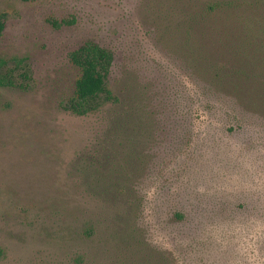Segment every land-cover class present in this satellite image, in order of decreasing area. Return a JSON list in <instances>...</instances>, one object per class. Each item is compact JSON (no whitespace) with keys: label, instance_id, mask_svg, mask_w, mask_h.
Returning <instances> with one entry per match:
<instances>
[{"label":"rangeland","instance_id":"374dc122","mask_svg":"<svg viewBox=\"0 0 264 264\" xmlns=\"http://www.w3.org/2000/svg\"><path fill=\"white\" fill-rule=\"evenodd\" d=\"M206 1L0 0V61L27 60L30 74L0 85V264H264V66L241 54L243 36L204 41L213 67L235 73L208 87L221 91L208 99L218 109L161 114L167 85L197 90L176 29ZM229 19L216 18L217 35ZM87 41L115 51L116 93L130 77L131 89L141 82L153 101L160 95L157 120L135 124L141 162L147 152L158 161L140 213L130 192L110 189L112 173L130 166L101 162V146L112 148L109 109L80 117L63 108L81 76L70 53Z\"/></svg>","mask_w":264,"mask_h":264},{"label":"trees","instance_id":"16d2710c","mask_svg":"<svg viewBox=\"0 0 264 264\" xmlns=\"http://www.w3.org/2000/svg\"><path fill=\"white\" fill-rule=\"evenodd\" d=\"M23 2H33L35 0H21ZM202 10L193 11L189 13L187 21L183 20L177 27L176 31L180 34V38L184 40L182 48H186L191 56V63H187L189 68L186 71H194L196 79L197 90L195 92L187 91L184 89L179 90L177 87L167 85V88L162 92L165 96L161 102L165 110L161 114H169L176 111L186 113L193 112L197 109V112L202 110L214 111L219 108L217 103H210L208 99H212L211 93L214 95L221 93V91L213 90L211 87L223 85V80L227 77L228 82L235 80L234 74H223L218 72L219 67H213V62L208 60L207 54H209V45L204 44L205 40H222L221 35H227V38L235 44V39H239L241 36L244 38V43L249 44L248 50L243 49L242 55L247 56L250 59L252 66L259 65L264 66V58L260 59L258 55L263 53L264 50V28L260 27L264 23V0H211L202 3L200 6ZM241 9L245 10L246 15L244 17H238V12ZM255 12V13H254ZM220 15L230 18L227 25L223 28H219L217 31L220 33L217 35L215 32L218 23L216 18ZM234 16L236 20L241 23L235 24ZM3 19V18H1ZM261 21V22H257ZM188 23V24H187ZM5 27L4 21L0 22V31H3ZM254 56L251 57V52ZM236 57L238 53V47L236 49ZM256 55V56H255ZM70 60L75 67H77L81 76L76 82L75 92L70 99L63 103V108L80 117H88L100 113L103 109L108 108L107 114L109 118L110 128L107 137H111V147L106 148L101 146L103 153L101 162L102 165L113 164L114 160H118L119 165L130 167H122L120 170L112 173L115 176V182L110 187L113 196L122 194L126 196L127 192L131 193L133 198V207L138 209V213L141 211V206L145 200V196L142 194V186L145 185L151 177L152 167L158 162L153 160L154 156L147 152L148 157L145 163L141 162L142 152L135 146L137 145L136 135L143 134V131L139 130L135 124L139 123L142 127L144 120L153 122L157 120L158 105L160 95L157 93V99L153 101L152 93L150 89H143V84L140 82L132 89L131 86H127L132 80L130 77L125 80V87L116 93L112 89V80L116 73L117 57L114 50L101 45L95 41H87L78 49L70 53ZM128 69V68H127ZM125 74H128V70ZM215 69V74L210 70ZM223 69V68H221ZM196 70V71H195ZM129 75V74H128ZM30 77L29 70L27 68V60L15 59L12 61H0V85L16 87L18 80L28 81ZM127 75L124 77L126 79ZM135 78H138L137 76ZM208 83L207 84H203ZM217 81L223 82L217 84ZM226 82V83H228ZM173 82H170L172 84ZM208 88V89H207ZM117 90V89H116ZM120 90V89H119ZM145 90V91H143ZM221 95V94H220ZM220 100L223 99L219 97ZM152 100V101H151ZM206 105V106H205ZM197 106V107H196ZM152 107L155 109L152 110ZM195 108V109H192ZM192 109V111H191ZM132 126L136 131L132 130ZM151 130V129H150ZM185 131V130H184ZM152 130L151 133L152 134ZM190 133L186 132V139H188ZM136 136L134 138L133 136ZM190 137L194 140L195 137ZM195 141V140H194ZM139 162V167H135L134 164ZM149 162V172L145 174L146 165ZM131 164L133 166L131 167ZM166 168L170 166V163L164 161ZM124 166V165H123ZM121 167V166H120ZM164 168L159 169L157 174L158 178L167 176L169 171ZM142 170H144L142 172ZM167 172V173H166ZM94 174L99 175L97 171H93ZM140 173H144L140 175ZM133 174V176H131ZM139 174V175H138ZM156 176L155 174H152ZM142 177V179L140 178ZM132 182V188H129V182ZM106 180H101V189ZM103 187V188H102ZM117 197V198H118ZM175 218L183 221L186 215L182 212L174 214Z\"/></svg>","mask_w":264,"mask_h":264}]
</instances>
